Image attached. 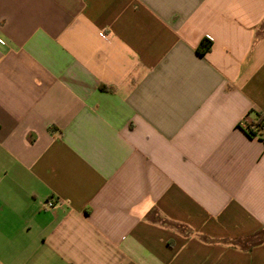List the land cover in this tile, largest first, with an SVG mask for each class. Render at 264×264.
I'll return each instance as SVG.
<instances>
[{"label": "crops", "instance_id": "1", "mask_svg": "<svg viewBox=\"0 0 264 264\" xmlns=\"http://www.w3.org/2000/svg\"><path fill=\"white\" fill-rule=\"evenodd\" d=\"M245 118L264 0H0V264H264Z\"/></svg>", "mask_w": 264, "mask_h": 264}, {"label": "trees", "instance_id": "2", "mask_svg": "<svg viewBox=\"0 0 264 264\" xmlns=\"http://www.w3.org/2000/svg\"><path fill=\"white\" fill-rule=\"evenodd\" d=\"M213 43L209 39H205L202 41V43L199 45L197 51L201 56H205L207 53H209L212 49ZM260 127H264V118L260 120V123H258Z\"/></svg>", "mask_w": 264, "mask_h": 264}, {"label": "built area", "instance_id": "3", "mask_svg": "<svg viewBox=\"0 0 264 264\" xmlns=\"http://www.w3.org/2000/svg\"><path fill=\"white\" fill-rule=\"evenodd\" d=\"M245 125L246 128L248 127V131H249V128L251 127L249 133L254 136V137H263L264 136V129L263 127H260L259 125L257 124H250L249 120L248 119H244L242 121V125ZM50 205H52V203H50Z\"/></svg>", "mask_w": 264, "mask_h": 264}]
</instances>
